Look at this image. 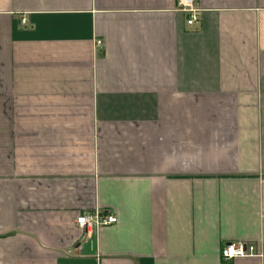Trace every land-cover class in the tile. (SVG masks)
<instances>
[{
    "label": "crops",
    "instance_id": "crops-1",
    "mask_svg": "<svg viewBox=\"0 0 264 264\" xmlns=\"http://www.w3.org/2000/svg\"><path fill=\"white\" fill-rule=\"evenodd\" d=\"M195 4L0 0V264H264V0Z\"/></svg>",
    "mask_w": 264,
    "mask_h": 264
},
{
    "label": "built area",
    "instance_id": "built-area-1",
    "mask_svg": "<svg viewBox=\"0 0 264 264\" xmlns=\"http://www.w3.org/2000/svg\"><path fill=\"white\" fill-rule=\"evenodd\" d=\"M196 0H177L180 9L188 13L187 23L192 24L199 18V8L196 7ZM24 21V20H23ZM117 216L113 213H107L100 209L85 210L79 213L75 218V224L88 233L97 231L103 225L114 223ZM256 245L252 241L247 240H231L225 242L221 248V256L224 260L234 259L238 256L260 255Z\"/></svg>",
    "mask_w": 264,
    "mask_h": 264
}]
</instances>
